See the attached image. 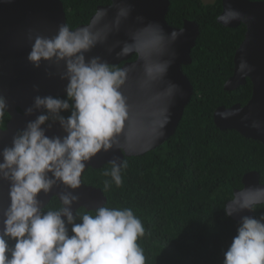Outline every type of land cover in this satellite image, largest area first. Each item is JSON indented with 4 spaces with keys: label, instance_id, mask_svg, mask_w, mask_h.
<instances>
[{
    "label": "clouds",
    "instance_id": "1",
    "mask_svg": "<svg viewBox=\"0 0 264 264\" xmlns=\"http://www.w3.org/2000/svg\"><path fill=\"white\" fill-rule=\"evenodd\" d=\"M132 5L119 0L115 16L106 21L108 10L98 8L86 25L73 30L58 25L50 36L29 30L31 51L27 60L40 68L42 62L55 66L57 75L66 80V98L35 96L26 115L43 110L36 119L18 129L10 146L0 149V181L8 185L9 204L0 211V264H146L139 241L146 236L142 220L131 207L99 206L94 210H73L79 197L86 164L100 152L118 146L126 124L132 118L133 105L123 89L132 77L134 66L110 63L100 55H89L97 46L115 52L119 61L137 55L142 61V76L137 81L141 92H149L151 107L146 113L154 136H162L171 122V107L182 95L180 86L168 79L176 59L174 45L182 29L165 32L157 23L136 22L152 34L149 50L129 31L128 39L109 38L121 30L132 15ZM228 22L240 20L242 14L227 10ZM119 48V51H115ZM171 55L161 59L165 53ZM247 67L241 63V70ZM49 76L53 73L49 72ZM163 83L159 91L153 88ZM9 105L0 95V122ZM70 115L65 116L63 113ZM227 116L228 113H222ZM58 123L63 135H47ZM256 126V125H254ZM105 170L104 189L123 186L126 161L113 159ZM58 198L55 208L46 207L43 197L54 188ZM225 206V215L253 210L254 204L240 202L238 207ZM83 208V206H82ZM223 264H264V216H242L237 234L224 253Z\"/></svg>",
    "mask_w": 264,
    "mask_h": 264
},
{
    "label": "trees",
    "instance_id": "2",
    "mask_svg": "<svg viewBox=\"0 0 264 264\" xmlns=\"http://www.w3.org/2000/svg\"><path fill=\"white\" fill-rule=\"evenodd\" d=\"M220 1L213 8L216 3L205 4L202 0H170L167 21L175 27L184 17L198 20L202 10L208 16L200 22L193 61L183 67L194 86V95L176 132L144 155L125 157L128 167L122 187L104 189V180L110 178L103 172L111 168L110 163L98 169L90 167L83 175L85 184L104 191L108 198L105 206L131 207L142 220L146 236L139 243L146 264H223L240 222L225 215L227 202L243 186L246 172L260 171L264 183V145L234 129L222 131L214 122L218 106L244 104L253 90L248 77L239 91L224 89L246 26L231 28L219 23L217 16L223 9ZM62 2L68 23L75 26L87 23L97 5L110 0ZM187 3L192 4L195 13H185L181 5ZM9 119L6 112L0 128H6ZM58 203L53 197L46 207L55 208ZM253 211L257 219L264 216V203L256 204Z\"/></svg>",
    "mask_w": 264,
    "mask_h": 264
},
{
    "label": "water",
    "instance_id": "3",
    "mask_svg": "<svg viewBox=\"0 0 264 264\" xmlns=\"http://www.w3.org/2000/svg\"><path fill=\"white\" fill-rule=\"evenodd\" d=\"M132 5V15L122 25L118 33L109 38V44L114 41L128 39L129 31L137 32V40L149 50L152 40L150 29H142V25L136 22V17L144 18V24L157 23L165 32L174 29H182L183 35L174 45L176 59L169 69L168 79L177 83L182 90L175 103L171 107V122L164 130L162 136H154L146 119V113L151 107L149 92H141L137 81L142 76V61L136 55V59L128 61L135 54L119 61L115 52L108 54L106 46H97L89 55H100L110 63L126 61L125 64L134 66L132 77L123 89L125 95L130 97L133 105L132 118L126 124L120 137L118 146L105 153L100 152L86 164L87 169L101 168L109 161L119 159L124 161L125 157L144 155L163 144L172 136L179 126L186 107L194 95V86L186 75L183 67L190 65L193 61L192 50L196 46L200 35V26L195 21H185L182 27H175L167 21L170 0H127ZM119 0H111L107 5L98 8L108 10L106 21L116 14ZM222 13L218 22L226 27H237L241 24L246 26L244 38L234 55V73L225 83L227 90H236L246 84L247 77L251 79L253 90L251 98L243 103H235L231 106L220 105L214 111V122L221 130L234 129L247 138L260 141L264 145V0H222ZM97 8V9H98ZM233 9L242 14L240 20L228 22L224 17L227 10ZM93 17V16H92ZM90 18V20L92 19ZM89 20V22H90ZM88 22V23H89ZM66 23L67 16L62 0H0V95L4 96L9 108L10 120L6 128H0V149L11 145V140L18 129H23L27 122L36 119L43 110L34 111L32 115H26V109L31 107L35 96H65L66 80H61L57 75L55 66H49L42 62L40 68H35L27 56L31 51V43L28 40L29 30L37 34L50 36L56 32L58 25ZM85 24L78 25L73 30ZM116 48L115 51H119ZM170 52L165 53L161 59H167ZM245 61L247 67L241 70V63ZM51 72L53 75L49 76ZM164 87L163 83L156 85L154 91ZM222 113H228L222 116ZM256 125V126H254ZM49 136L63 135L58 123L46 133ZM81 177L80 188L72 194L79 197V202L73 206V210L80 208L94 210L105 205L108 198L100 187L87 185ZM261 173L258 170L246 172L242 178V187L234 191V196L227 202L230 207H238L240 202L256 204L264 203V183L260 181ZM63 186L53 189L47 197H43L47 204L51 201L53 194L63 191ZM8 185L0 181V211L9 204ZM254 209V207H253ZM254 216V211L245 210L234 213L231 217L240 221L242 216Z\"/></svg>",
    "mask_w": 264,
    "mask_h": 264
},
{
    "label": "flooded vegetation",
    "instance_id": "4",
    "mask_svg": "<svg viewBox=\"0 0 264 264\" xmlns=\"http://www.w3.org/2000/svg\"><path fill=\"white\" fill-rule=\"evenodd\" d=\"M203 1V0H202ZM217 0H215L214 2H212V3H216L215 5H214V7L213 8H217L218 7V2H216ZM110 2H111V0H110ZM204 2V1H203ZM222 3V0L220 1V4ZM107 4H109V3H106V2H104V3H100V4H98L97 5V8H98V6H100V5H107ZM205 4H208V3H205ZM210 4V3H209ZM63 5H64V3H63ZM183 8L185 7L186 8V11H185V13L186 14H191V13H193V11H194V13L196 12L194 9H193V7H192V4H189V3H187V4H183V5H181ZM65 8V7H64ZM96 8V9H97ZM169 9H170V7H169ZM193 10V11H192ZM217 12H218V10H217ZM95 13V12H94ZM221 13H222V11H221ZM220 13V14H221ZM220 14H218V16H217V20H218V17H219V15ZM94 15V14H93ZM92 15V16H93ZM67 16V15H66ZM91 16V17H92ZM208 16L206 15V13L202 10V12H201V15H198V17L197 18H199L198 20H199V22H198V20H195V19H193V18H187V17H184L183 18V22H182V24L180 25V26H176V27H182L183 25H184V23H185V21H195V22H197L198 24H199V26H201L200 25V22H202L203 21V18H207ZM195 18V17H194ZM90 20V19H89ZM67 21L69 22V20H68V18H67ZM89 22V21H88ZM87 22V23H88ZM78 23H80V22H78ZM81 24H83V23H81ZM81 24H78V25H81ZM85 24V23H84ZM68 25L69 26H71V27H73V28H75V27H77L78 25H75V26H72V25H70L69 23H68ZM226 27V26H225ZM235 28V27H234ZM237 50V49H236ZM235 53H236V51H235ZM192 54V53H191ZM235 55V54H234ZM134 59H136V55H134L131 59H129L128 61H132V60H134ZM126 61H123L121 64H119V65H123L124 63H125ZM233 73H234V70H233ZM232 73V74H233ZM249 78V77H248ZM229 79V78H228ZM228 79H226L225 81H224V89L226 90V91H228V92H230V93H234V92H237V91H239L240 89H241V87L243 86H240V87H238L236 90H233V89H231V90H227L226 88H225V83L227 82V80ZM250 79V78H249ZM251 80V79H250ZM247 82V81H246ZM245 85V84H244ZM237 103H241V102H237ZM10 120V119H9ZM222 131H225V130H222Z\"/></svg>",
    "mask_w": 264,
    "mask_h": 264
},
{
    "label": "rangeland",
    "instance_id": "5",
    "mask_svg": "<svg viewBox=\"0 0 264 264\" xmlns=\"http://www.w3.org/2000/svg\"><path fill=\"white\" fill-rule=\"evenodd\" d=\"M204 1V3H212V2H214L215 0H203Z\"/></svg>",
    "mask_w": 264,
    "mask_h": 264
}]
</instances>
